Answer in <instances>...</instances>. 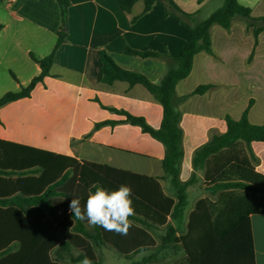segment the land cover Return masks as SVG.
<instances>
[{
  "label": "trees",
  "instance_id": "1",
  "mask_svg": "<svg viewBox=\"0 0 264 264\" xmlns=\"http://www.w3.org/2000/svg\"><path fill=\"white\" fill-rule=\"evenodd\" d=\"M115 1L124 13H129L138 1L143 2V12H147L156 0ZM160 1L164 4V16L174 18L188 29L190 36L175 59L166 54L132 50L143 58L167 60L168 70L159 84L151 83L141 73L122 69L106 52H99L101 81L144 87L162 106L159 128L151 127L143 117L113 108L108 110L123 119L104 121L94 128L125 123L139 127L161 143L164 147L161 165L176 192L175 200H167L165 216L160 218L157 211L162 206L152 178L0 140V264H77L85 256L92 264H99L95 249L105 246L130 260L134 254L154 248L152 233L157 227L164 229L160 238L163 245L183 251L182 259L168 264H255L250 217L264 215V152L262 167L257 170L250 146L264 144V122L257 125L249 121L252 99L238 120L230 116L223 120H182L173 99L177 83L190 75L194 57L201 52L213 55L209 34L213 25L229 30L233 19H240L251 31L256 44L258 35L264 33V17L252 16L251 9L240 5L238 0H225L206 19L192 24V14L182 11L174 0ZM57 2L61 26L55 45L43 57L30 54L40 74L19 91L0 97V107L28 98L34 87L49 76L54 55L66 38L69 2ZM212 87L211 84L199 85L191 95H203ZM211 126L223 132L204 143L205 131ZM192 151V168L203 171L204 190L216 199L198 201L188 218L185 233L177 236V228L166 222V216L177 222L182 219L187 204L186 189L196 178L193 173L182 182L181 163L183 160L182 175L186 177ZM94 183L110 191L120 185L132 188L135 215L130 217L132 227L127 235L91 227L69 212L73 198H79L83 207ZM61 197L65 200L61 201ZM136 225L148 229L149 233L135 228ZM154 258L155 254H150L131 264H153Z\"/></svg>",
  "mask_w": 264,
  "mask_h": 264
},
{
  "label": "crops",
  "instance_id": "2",
  "mask_svg": "<svg viewBox=\"0 0 264 264\" xmlns=\"http://www.w3.org/2000/svg\"><path fill=\"white\" fill-rule=\"evenodd\" d=\"M224 1L202 0L199 3L197 0H174L182 11L192 14V24L206 19ZM68 2L65 42L54 55L49 76L34 87L28 98L0 107V140L72 158L77 162H90L152 178L159 191L158 203L162 206L157 215L163 218L167 200H175L176 194L161 165L163 145L139 127L125 123L94 128L104 121L123 119L109 108L143 117L151 127L159 128L162 106L141 85L130 86L120 81L103 83L99 52H106L122 69L141 73L151 83L159 84L168 70L167 60L143 58L132 50L166 54L175 59L183 44L189 40L190 33L171 16H164V4L160 0H156L147 12H143V2L138 1L129 13H124L115 0ZM238 3L250 8L252 16L264 17V0H238ZM60 26L57 0H0V97L7 92L19 91L40 74V68L30 54L37 57L47 55L57 41ZM209 34L213 55L197 54L190 75L175 86L173 103L182 120H223L229 115H218L210 108L215 90L226 88L228 82L241 80L254 83L257 79L250 74V70L259 55L263 33L258 35L255 44L245 23L233 19L229 30L213 25ZM239 55L246 59V67L237 72L232 68V60ZM217 65L222 68L217 69ZM207 74L212 79H207ZM202 84L213 87L203 95H191ZM222 132L217 126L208 127L204 143ZM250 147L255 168L260 170L264 144ZM193 154L194 151L190 154L186 177L182 175L183 160L181 163L180 180L185 182L193 173L196 178V182L186 189L187 204L182 219L177 222L166 216V222L174 228L184 223L183 231L177 236L185 233L188 218L198 201L216 199L204 190L203 171L193 170ZM250 224L254 263L264 264V215L251 216ZM135 228L149 233L148 229L139 225ZM161 229L163 227H157L154 231ZM141 253L134 254L130 260L124 259L130 264L140 261L134 258Z\"/></svg>",
  "mask_w": 264,
  "mask_h": 264
},
{
  "label": "rangeland",
  "instance_id": "3",
  "mask_svg": "<svg viewBox=\"0 0 264 264\" xmlns=\"http://www.w3.org/2000/svg\"><path fill=\"white\" fill-rule=\"evenodd\" d=\"M262 36L259 55L256 63L250 70V74L254 75L257 79H255L254 83L241 80L237 83L228 82L226 88L215 90L210 108L215 110L218 115L222 116L228 114L231 118L238 119L241 112L248 105L249 100L252 99L253 104L248 114L250 122L257 125L264 122V33ZM245 60L246 59L241 58L240 55L233 58L232 68L234 71L239 72L241 69L244 70L246 67ZM220 68L222 67L217 65V69ZM206 76L208 77L207 79H212L210 74ZM252 159L254 161V157H252ZM183 224L182 222L177 228L179 233L183 231ZM163 235L164 229L152 233L154 248L150 249L148 252L138 254L134 260H141L143 257L149 256L150 254H155L153 264H168L180 259L183 255L182 250L180 248L174 249L171 246L163 245L160 241ZM73 254L76 256V253ZM95 254L100 261L99 264H130V261L122 258L114 249L108 246L95 249ZM63 264L71 263L65 262Z\"/></svg>",
  "mask_w": 264,
  "mask_h": 264
},
{
  "label": "clouds",
  "instance_id": "4",
  "mask_svg": "<svg viewBox=\"0 0 264 264\" xmlns=\"http://www.w3.org/2000/svg\"><path fill=\"white\" fill-rule=\"evenodd\" d=\"M133 191L128 185H120L116 190H108L97 183L90 186L86 201L81 206L79 198L69 203V212L76 220L86 221L91 227H101L105 231L127 235L132 227L130 217L135 215ZM80 264H92L85 256Z\"/></svg>",
  "mask_w": 264,
  "mask_h": 264
},
{
  "label": "built area",
  "instance_id": "5",
  "mask_svg": "<svg viewBox=\"0 0 264 264\" xmlns=\"http://www.w3.org/2000/svg\"><path fill=\"white\" fill-rule=\"evenodd\" d=\"M11 1H14V0H11Z\"/></svg>",
  "mask_w": 264,
  "mask_h": 264
}]
</instances>
